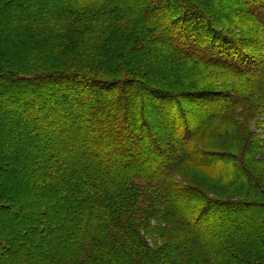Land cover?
<instances>
[{"label": "trees", "instance_id": "1", "mask_svg": "<svg viewBox=\"0 0 264 264\" xmlns=\"http://www.w3.org/2000/svg\"><path fill=\"white\" fill-rule=\"evenodd\" d=\"M261 115L264 0H0V264H264Z\"/></svg>", "mask_w": 264, "mask_h": 264}, {"label": "rangeland", "instance_id": "2", "mask_svg": "<svg viewBox=\"0 0 264 264\" xmlns=\"http://www.w3.org/2000/svg\"><path fill=\"white\" fill-rule=\"evenodd\" d=\"M249 132L252 133L255 139H258V145L262 147V143L264 142V115L261 116H256L249 122ZM227 142H229L227 145L229 151H235L236 149L239 148V145L235 144V135L234 132H232L230 127H227L226 125H218L217 127H212L209 129V131L205 134L203 137V140H197L194 145L199 143L198 145L210 147L211 144L215 141V139L223 137V135ZM217 172L215 171H209V170H200L194 168L193 165L186 164L183 165L181 168V176L182 179L185 181L191 180L193 178L196 183H201V181H206V180H212L216 178ZM229 177V176H228ZM227 177V178H228Z\"/></svg>", "mask_w": 264, "mask_h": 264}]
</instances>
